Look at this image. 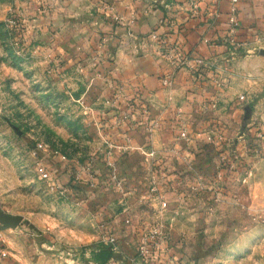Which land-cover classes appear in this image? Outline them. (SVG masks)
Returning a JSON list of instances; mask_svg holds the SVG:
<instances>
[{
    "label": "rangeland",
    "instance_id": "374dc122",
    "mask_svg": "<svg viewBox=\"0 0 264 264\" xmlns=\"http://www.w3.org/2000/svg\"><path fill=\"white\" fill-rule=\"evenodd\" d=\"M69 1L0 0V212L21 217L13 229L0 224V264H99L94 255L102 248L112 253L106 264H264V146L245 140L250 106L241 109L233 151L239 143L234 168L244 167L245 178H252L251 197L214 200L208 189L182 192L197 178L171 157L180 153L179 133L206 155L223 153L228 134L216 133L215 147L200 142L176 109L173 146L154 144L157 123L145 98L121 86L106 91L112 83L104 71L112 61L102 57L109 33L100 31V20L94 23L101 14L84 12L87 0H75L78 14H72ZM105 106L120 112L114 123ZM118 134L130 148L119 149ZM38 144L65 160L34 156ZM249 154L261 160L256 174L243 165L241 155ZM225 162L221 158L219 168ZM38 163L59 189L39 179ZM205 163L195 167H210ZM169 174L180 190L169 201L163 192L152 197Z\"/></svg>",
    "mask_w": 264,
    "mask_h": 264
},
{
    "label": "crops",
    "instance_id": "0c3cea01",
    "mask_svg": "<svg viewBox=\"0 0 264 264\" xmlns=\"http://www.w3.org/2000/svg\"><path fill=\"white\" fill-rule=\"evenodd\" d=\"M187 3L188 0H87L82 9L101 14L94 18V23L100 20V31L109 33L102 56L112 61L104 71L106 81L112 83L105 85L106 91L112 94L121 86L128 94H141L145 98L150 117L157 123V130L152 135L154 144L171 143V128L179 122L176 109L181 110V117L189 128L200 134V142L208 141L215 147L216 133L228 134L226 150L209 155L194 152L193 145H196L190 138L188 141L179 139L175 147L181 145L180 153L171 157L189 166L192 178H197L193 184L185 183L181 191L208 189L214 200H221V194L250 198L252 178H245L244 167L234 168L235 157L240 155L237 151L239 143L233 151L237 133L234 129L240 123L241 109L250 106V122L246 121L250 128L246 131L249 139L245 140L264 146V135L253 136V131L260 130L264 134V58L261 54L264 51V0H238L239 27L233 38L227 35L226 26L229 0H220L217 5L209 0L200 1L195 14L188 10ZM67 5L70 13L78 14L77 1L70 0ZM215 13H218L217 18ZM154 34L157 38H153ZM163 39L168 44H175L189 57L201 59L206 66L202 76L197 78L189 70L180 68L170 85L163 87L161 78L173 69L172 61L163 55ZM239 82L246 93L236 88ZM242 94L245 97L240 102L237 98ZM106 108L105 114L114 123L120 112ZM226 111H229V118L224 126L221 119ZM120 122L124 126L129 123ZM159 136L163 138L160 140ZM117 137L123 144L118 146L120 150L130 148V140L125 142L119 134ZM221 158L226 162L219 168ZM241 159L245 168L250 167L256 174L261 160L252 154L244 159L241 155ZM202 161L210 167H195ZM170 176L173 175H168L169 182L165 187L157 182L158 188L152 197L163 192V197L169 201L174 191L180 190Z\"/></svg>",
    "mask_w": 264,
    "mask_h": 264
},
{
    "label": "built area",
    "instance_id": "2783aa9c",
    "mask_svg": "<svg viewBox=\"0 0 264 264\" xmlns=\"http://www.w3.org/2000/svg\"><path fill=\"white\" fill-rule=\"evenodd\" d=\"M200 1L203 0H188L187 7L192 14L197 13ZM209 1L211 4L217 5L220 0H209ZM237 4H238V0H229L226 26H227V35L231 38L235 36L236 31L239 27ZM214 17L217 18L218 13H215ZM153 38H157V36L154 34ZM161 46L164 51L163 55L169 58L173 64V70H171L170 73L166 74L162 78L161 80L162 86L166 87L169 85L172 76L174 75V70L176 69L185 68L189 70L191 73L195 74V76L197 77L202 76V73L206 69V66L201 59H193L189 57V55L183 53L175 44H168L165 40L161 41ZM239 100H244V96L243 95L239 96ZM212 106L213 105H211L210 107ZM145 112L146 111L144 110L143 113ZM151 124L153 125V123ZM179 138L188 141V135L184 130H182L179 133ZM208 140L211 141L210 138ZM42 153H48L49 155L54 156L61 161L65 160V157L59 154L57 151L50 150L47 146L43 144L36 145V147L33 150V155L38 156L39 154ZM35 172L39 177V179L45 181L48 184L51 191L59 189L58 181L56 180L55 177H53L51 171L47 169L43 164L38 163L35 166ZM151 190H152L151 192H154L153 189ZM165 205H166L165 202H162V206ZM113 241H114L113 238L108 239L109 244L113 243ZM141 249L143 250V253L141 254L143 257H145L146 255L145 247H141ZM0 255H1V251H0Z\"/></svg>",
    "mask_w": 264,
    "mask_h": 264
},
{
    "label": "water",
    "instance_id": "95a60500",
    "mask_svg": "<svg viewBox=\"0 0 264 264\" xmlns=\"http://www.w3.org/2000/svg\"><path fill=\"white\" fill-rule=\"evenodd\" d=\"M264 53V52H263ZM262 54V52H261ZM250 107L245 108V116L244 119H247L248 116L250 115ZM21 221V217L19 216H8L2 212H0V224L2 225V229H13L15 228Z\"/></svg>",
    "mask_w": 264,
    "mask_h": 264
},
{
    "label": "trees",
    "instance_id": "16d2710c",
    "mask_svg": "<svg viewBox=\"0 0 264 264\" xmlns=\"http://www.w3.org/2000/svg\"><path fill=\"white\" fill-rule=\"evenodd\" d=\"M112 256L107 248H102L94 255V260L99 264H106Z\"/></svg>",
    "mask_w": 264,
    "mask_h": 264
}]
</instances>
